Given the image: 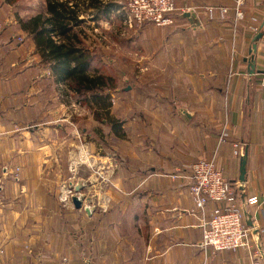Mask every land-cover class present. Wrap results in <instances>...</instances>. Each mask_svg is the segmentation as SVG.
<instances>
[{
    "label": "crops",
    "instance_id": "obj_1",
    "mask_svg": "<svg viewBox=\"0 0 264 264\" xmlns=\"http://www.w3.org/2000/svg\"><path fill=\"white\" fill-rule=\"evenodd\" d=\"M175 3L193 12L192 20L178 13L173 26L145 25L124 42L135 51L134 69L125 70V88L110 95L117 134L84 106L90 128L83 148L99 163L101 183L112 175L115 187L106 197L112 205L86 212L56 203V177L74 178L80 150L70 140L56 144L57 130L74 133L72 111L60 110L75 107V96H55L63 85L0 0V264H253L245 251L200 248L202 219L214 207L196 211L188 191L191 165L200 159H214L238 187V202L259 199L245 206L244 224L264 253V28L251 55L264 0H244L238 22L235 0ZM219 8L228 14L222 18ZM46 119L72 127H48ZM235 144L248 152L244 184Z\"/></svg>",
    "mask_w": 264,
    "mask_h": 264
},
{
    "label": "trees",
    "instance_id": "obj_2",
    "mask_svg": "<svg viewBox=\"0 0 264 264\" xmlns=\"http://www.w3.org/2000/svg\"><path fill=\"white\" fill-rule=\"evenodd\" d=\"M45 9V13L27 20L18 17L20 29L33 40L42 64L52 71L56 83L77 96L92 110L96 121L110 125L117 134L119 125L111 116L110 96L118 90L116 80L101 68L92 69L100 58L86 46L80 29L86 24L82 19L85 14L92 22H110L118 4L111 0H46ZM117 18L122 20L120 15Z\"/></svg>",
    "mask_w": 264,
    "mask_h": 264
},
{
    "label": "built area",
    "instance_id": "obj_3",
    "mask_svg": "<svg viewBox=\"0 0 264 264\" xmlns=\"http://www.w3.org/2000/svg\"><path fill=\"white\" fill-rule=\"evenodd\" d=\"M118 6L116 13L122 14L123 25L129 29L149 24L159 28L171 27L176 23V14L190 12L177 8L175 0H128ZM243 6L244 0H235L232 11L235 13L236 22L244 19ZM215 11V8L208 9L210 19H213ZM218 11L223 18L229 9L219 8ZM250 30L253 34L258 32L254 26ZM243 149L239 144L234 145L235 159L243 157ZM190 174L188 191L196 211L204 213L209 203L214 206L208 218L202 219L203 238L200 248L211 250L214 254L245 251L255 261L253 264H263L264 253L261 245L252 238L251 231L244 224L245 206H256L259 199L252 197L244 204L238 202V187H234L226 179L224 171L218 168L214 159L196 161L191 165ZM1 254L0 249V256Z\"/></svg>",
    "mask_w": 264,
    "mask_h": 264
},
{
    "label": "rangeland",
    "instance_id": "obj_4",
    "mask_svg": "<svg viewBox=\"0 0 264 264\" xmlns=\"http://www.w3.org/2000/svg\"><path fill=\"white\" fill-rule=\"evenodd\" d=\"M45 1L46 0H13V4L9 7L12 9L13 18L16 21L18 17L27 20L36 15L45 13ZM116 1L121 2L118 3L119 5H121L122 3H126L128 0H111V2L115 3ZM2 3L6 4L7 6L9 5L8 0H2ZM117 16H119V14L115 11L111 16V21L109 22L110 24L105 22L102 23L101 21H99L98 23H93L92 21L87 20L86 24L80 29V31H82L83 35H85L84 40L86 46L88 48H92L94 52L99 56V58L100 54H102L103 56V60L100 61V63L95 64V66L97 68H101L105 74L114 77L116 80L117 88H120L122 90L126 86V84L124 83V77L125 75H127V72H125V70L134 69V58L132 57V54L135 53V51H130V49H128L126 45H124V42H126V40L130 38H133L135 33L138 32L140 28L134 27L132 29H129L124 27L123 22L120 21ZM120 17L121 19H123L122 14H120ZM96 30L97 32H95ZM104 32L106 35L104 34ZM101 36H103L105 39H102L103 37ZM101 59L102 58H100V60ZM53 90L55 96L56 93H59V100H61L62 102H66V96L63 93H60L62 92V90H67L65 86H60L58 88L55 87ZM67 92L73 94L69 90H67ZM73 96L75 95L73 94ZM72 100L75 103V107L73 106L68 110L66 109V106H64L62 107L63 109L60 110V113L63 114L64 111H67L70 114V111H72L70 122L74 125L72 128L74 133H70L65 129H63L59 133V130H57L58 135L56 133V144L60 142L61 144H68L70 140L73 141V144L79 145L80 150L77 151L76 160L73 163V165H75L76 167L72 170L75 174H73L71 178H74L71 181L68 180L70 178L68 172H65V174L60 173V177H56V203L58 206H60V208H74L72 197L81 195L83 197L82 210H85L87 208L91 211H94L98 210L103 204H107V206L113 204L112 201L106 199V197L108 191L115 192V187L112 184V175H110V177L106 179L105 182L101 183L102 179L106 177H99V163L92 162L83 148L85 145H89L88 137L83 130L86 128H90V121L87 120V114L89 112L85 109V107L88 109L90 108L87 105L80 104V99L77 96H75V98H73ZM62 119H67V116H64V118ZM66 122L67 121L61 120L60 122L58 120L52 121V119H46L43 124H49L48 127H52L51 124H54L53 126H55V128L58 124H64V126L69 125L70 127H72L69 123ZM97 123L100 125L99 121H97ZM58 139H60L61 141L59 142ZM97 139L98 138H96V140ZM98 145L102 146V152L100 153H103L105 147L108 146H105L104 142L102 144L98 143ZM65 146L67 148V145ZM64 179H66L67 182H64ZM78 184H81L83 186V190L79 194H76L74 190Z\"/></svg>",
    "mask_w": 264,
    "mask_h": 264
},
{
    "label": "water",
    "instance_id": "obj_5",
    "mask_svg": "<svg viewBox=\"0 0 264 264\" xmlns=\"http://www.w3.org/2000/svg\"><path fill=\"white\" fill-rule=\"evenodd\" d=\"M193 12H187L185 14H183L182 17L184 18H187L188 20H192V16H193ZM193 25H196V26H200L199 25V22L196 24H194L192 22ZM195 26V27H196ZM264 28V23L262 24L261 26V29H260V32H258V34H256V36L254 37L253 39V44H252V48H251V55L254 57V55L256 54V51H257V43L260 41V39L262 38V32L261 30ZM250 69L251 71L254 72V58H252L251 60V64H250ZM251 72V73H253ZM247 159H248V152L245 151L244 152V155L243 157L241 158V161H240V178H239V182L241 184H244L245 181H246V165H247ZM83 190V186L81 184H78L76 187H75V193L76 194H79L81 191ZM72 203H73V206L75 209L77 210H80L82 209V206H83V197L81 195L79 196H73L72 197ZM86 212H89V209H85Z\"/></svg>",
    "mask_w": 264,
    "mask_h": 264
}]
</instances>
